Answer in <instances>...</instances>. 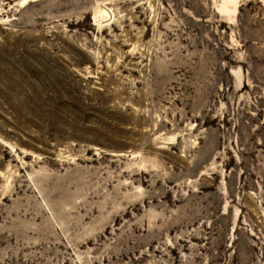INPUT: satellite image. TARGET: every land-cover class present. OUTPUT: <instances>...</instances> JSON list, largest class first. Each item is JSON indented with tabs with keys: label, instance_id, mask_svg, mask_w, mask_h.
Instances as JSON below:
<instances>
[{
	"label": "rangeland",
	"instance_id": "374dc122",
	"mask_svg": "<svg viewBox=\"0 0 264 264\" xmlns=\"http://www.w3.org/2000/svg\"><path fill=\"white\" fill-rule=\"evenodd\" d=\"M0 139V264H264V0H0Z\"/></svg>",
	"mask_w": 264,
	"mask_h": 264
},
{
	"label": "bare ground",
	"instance_id": "6f19581e",
	"mask_svg": "<svg viewBox=\"0 0 264 264\" xmlns=\"http://www.w3.org/2000/svg\"><path fill=\"white\" fill-rule=\"evenodd\" d=\"M109 16H110L109 8H107L105 5L102 4L97 7V20H99L100 22H107L111 19V16L110 17ZM5 144L9 146L7 142H5Z\"/></svg>",
	"mask_w": 264,
	"mask_h": 264
}]
</instances>
